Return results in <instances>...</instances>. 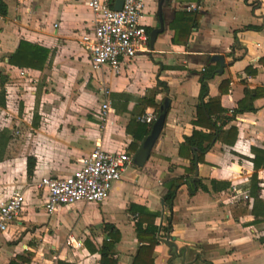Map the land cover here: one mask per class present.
<instances>
[{
  "label": "crops",
  "instance_id": "0c3cea01",
  "mask_svg": "<svg viewBox=\"0 0 264 264\" xmlns=\"http://www.w3.org/2000/svg\"><path fill=\"white\" fill-rule=\"evenodd\" d=\"M3 1L7 14L0 16V201L15 191L25 201L0 231V264L18 255L27 264H99V249L108 238L105 223L120 232L113 248L116 264H130L141 244L135 231L138 214L130 212L131 204L146 211L145 218L155 215L161 238L153 250L154 264H264V0H166L160 12L164 28L158 29L152 44L158 0H145L147 47L124 59L118 73L107 66L94 68L79 45L80 36L93 28L86 0ZM190 2H199V19L185 42L176 41L172 23ZM20 40L48 49L42 69L8 63ZM212 55L224 57L222 71ZM204 67H213L215 73L205 78L201 98ZM222 82L224 93L219 90ZM102 86L110 91L112 111L100 128ZM154 88L155 101L169 98V104L148 158L137 166L134 154L149 134L137 125L148 124L134 120L138 99ZM216 96L222 128L233 127L235 140L214 141L200 162L192 148L191 171V157L180 155L179 145L194 130L208 131L194 123L196 106ZM229 108L235 112L226 120ZM140 133L142 137L134 136ZM98 137L103 149L126 152L132 159L108 197L60 205L47 213L40 179L69 174ZM28 157L34 158L30 174ZM179 177L182 182L168 207L164 197ZM195 181L200 185L191 193ZM168 224L165 233L161 229ZM146 226L144 221L142 228ZM68 234L81 245L62 242ZM167 235L174 237L180 252L174 257L169 254L173 247L162 242Z\"/></svg>",
  "mask_w": 264,
  "mask_h": 264
},
{
  "label": "built area",
  "instance_id": "2783aa9c",
  "mask_svg": "<svg viewBox=\"0 0 264 264\" xmlns=\"http://www.w3.org/2000/svg\"><path fill=\"white\" fill-rule=\"evenodd\" d=\"M145 0H122L121 7L115 9L117 0H86L85 4L93 13L91 32L80 36L81 48L91 58L94 68L107 66L118 73L122 61L132 58L145 49L148 33L142 22ZM199 2H190L186 10H197ZM103 98L99 103V126L103 128L108 122L112 111L109 91L103 90ZM234 114V108L227 109V117ZM157 118L151 110L136 116V120L152 124ZM98 137L94 147L85 157L78 158L77 167L69 174L60 177L43 176L38 188L43 190L44 209L52 213L60 205H73L78 202L97 203L105 200L114 183L123 170L132 161L126 152H110L102 148ZM247 198V194L243 195ZM24 195L15 191L6 200L0 201V231H5L8 223L22 210ZM64 243L71 247H79L81 243L70 234Z\"/></svg>",
  "mask_w": 264,
  "mask_h": 264
},
{
  "label": "trees",
  "instance_id": "16d2710c",
  "mask_svg": "<svg viewBox=\"0 0 264 264\" xmlns=\"http://www.w3.org/2000/svg\"><path fill=\"white\" fill-rule=\"evenodd\" d=\"M7 14V5L3 0H0V16H5ZM199 19V14L196 10L191 11L186 9L181 12L176 13V17L172 23V29H174V40L176 41H186L190 35V31L197 24ZM252 29H259L258 26H248ZM147 33L149 32L146 29ZM48 56V49L40 46L35 43L27 42L20 40L14 52L10 53L8 57V63L18 67L26 68H35L42 69ZM264 62V58L261 59ZM213 67H204L203 73L201 75V98L206 91V85L204 83L205 78L211 77L214 74ZM2 84V83H1ZM220 93L227 91L226 88H223V82L219 86ZM157 94V89L148 90L147 95L138 99L137 104V114L141 115L145 112V109L150 107L158 116L160 113L161 103L155 101V95ZM219 96L210 97L206 102H201L196 106V115L197 119L194 121L197 125L204 126L208 129L207 132H202L199 130H194L191 135L185 136L183 142L179 145V154L186 155V157H191L190 161V170L194 169V157L192 154V148L197 155V162L203 160L204 153L211 147L212 143L216 140L221 142L232 143L235 140L236 131L233 127H229L226 131L223 130L224 119L222 114V108L219 104ZM111 101V100H110ZM235 112V110H234ZM135 121L139 123V121ZM233 114L229 116L226 120L233 119ZM143 127V134L146 135L149 133L150 124L145 126L143 124H137ZM143 134H134V136L142 137ZM144 137V136H143ZM133 150L136 149V146L132 147ZM186 150L189 153H183ZM193 152V153H194ZM191 153V154H190ZM34 158L28 157V174L31 173L33 168ZM252 179L256 180L255 174L252 176ZM257 181V180H256ZM182 182V178H176V183L169 188L167 194L164 197L166 205L171 206V202L174 198L175 191L178 185ZM200 183L198 181L192 182V188L190 192L193 193ZM204 189V186L201 185ZM130 212L138 214V220L136 222V238L139 243L137 251L135 252L132 262L130 264H154L153 250L155 245L160 241L161 235L158 233L159 229L153 223L155 217L154 214H150L148 218H145L146 211H143L141 207L136 206L135 204L130 205ZM144 214V215H143ZM146 221L147 226L142 228V223ZM170 226L169 224L163 227L161 230L165 233L168 232ZM103 231L107 234L108 238L102 241L101 247L99 249V264H116L117 260L113 257V248L115 243L120 238L119 230L110 223H105L103 225ZM28 260L21 255L16 256V259L10 260L9 264H27Z\"/></svg>",
  "mask_w": 264,
  "mask_h": 264
},
{
  "label": "water",
  "instance_id": "95a60500",
  "mask_svg": "<svg viewBox=\"0 0 264 264\" xmlns=\"http://www.w3.org/2000/svg\"><path fill=\"white\" fill-rule=\"evenodd\" d=\"M165 3H166V0H158L157 2V6H158L157 14L159 17V22L156 26L157 28H154L150 32V44H152L154 35L158 31V29L162 30L164 28V19L162 18V14L160 12L162 11L163 5ZM121 4H122V0H117L114 8L119 9L121 7ZM210 59L218 61L221 67L219 71H222V68L224 67V57L221 55H212L210 56ZM168 104H169V98H165L163 103L160 105L159 115L157 116V118L151 125L149 134L145 137V139L142 141L140 148L134 154L133 160L137 166H142L144 162L146 161V159L148 158L150 151L152 149V146L156 138L158 137L160 131L162 130ZM173 241H174V237H169L168 235L164 240H162V242L165 243L169 249L173 247V252H171V250L169 251V254L171 255V257H174L176 254L177 255L180 254V252L177 249H175Z\"/></svg>",
  "mask_w": 264,
  "mask_h": 264
},
{
  "label": "rangeland",
  "instance_id": "374dc122",
  "mask_svg": "<svg viewBox=\"0 0 264 264\" xmlns=\"http://www.w3.org/2000/svg\"><path fill=\"white\" fill-rule=\"evenodd\" d=\"M105 89L108 90V88H107L106 86H102L101 89H100V91L103 92V90H105ZM108 91H109V90H108ZM109 92H110V91H109ZM34 111H35V109H34ZM59 111H64V109H61V110H59ZM33 113H35V112H33ZM69 113H70V112H69ZM69 115H76V114H69ZM24 116H26V114H24ZM19 128H20V130H19V134H20V132H22V130H23L24 127L21 125ZM21 129H22V130H21ZM13 143H14V144H17L16 141H13ZM63 240H64V239H62L61 241L64 242Z\"/></svg>",
  "mask_w": 264,
  "mask_h": 264
}]
</instances>
